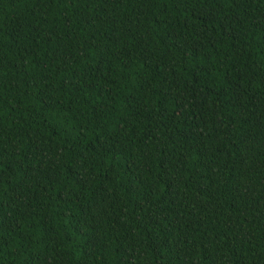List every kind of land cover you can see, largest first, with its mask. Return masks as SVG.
I'll use <instances>...</instances> for the list:
<instances>
[{"label":"trees","instance_id":"obj_1","mask_svg":"<svg viewBox=\"0 0 264 264\" xmlns=\"http://www.w3.org/2000/svg\"><path fill=\"white\" fill-rule=\"evenodd\" d=\"M0 264H264V0H0Z\"/></svg>","mask_w":264,"mask_h":264}]
</instances>
